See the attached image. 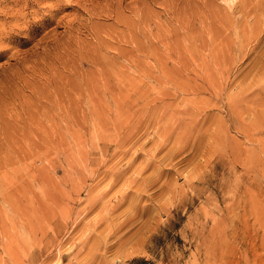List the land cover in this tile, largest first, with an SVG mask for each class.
I'll return each mask as SVG.
<instances>
[{"label": "rangeland", "instance_id": "rangeland-1", "mask_svg": "<svg viewBox=\"0 0 264 264\" xmlns=\"http://www.w3.org/2000/svg\"><path fill=\"white\" fill-rule=\"evenodd\" d=\"M0 264H264V0H0Z\"/></svg>", "mask_w": 264, "mask_h": 264}]
</instances>
